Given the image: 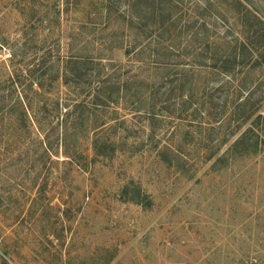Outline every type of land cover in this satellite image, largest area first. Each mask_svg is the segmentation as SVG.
Wrapping results in <instances>:
<instances>
[{"label":"rangeland","instance_id":"rangeland-1","mask_svg":"<svg viewBox=\"0 0 264 264\" xmlns=\"http://www.w3.org/2000/svg\"><path fill=\"white\" fill-rule=\"evenodd\" d=\"M254 1L264 17V0ZM65 3L0 0V88L20 48L30 53L56 43L59 57H69L70 34L84 17L66 14ZM219 7L226 24L233 23L231 9ZM123 50L111 54L125 78L132 63ZM250 78L252 86L239 93L254 92L251 102L259 103L247 119L229 108L217 123L211 104L181 116L172 103L171 115L153 119L116 104L73 115L77 99L61 81L51 95L29 98L41 131L31 124L25 133L17 114L3 116L0 264H264V69ZM57 100L58 120L49 117ZM215 105L219 112L221 101ZM97 113L125 122L117 127L126 130L99 137L118 147L107 157L92 150ZM65 119L66 142L59 144Z\"/></svg>","mask_w":264,"mask_h":264},{"label":"trees","instance_id":"trees-1","mask_svg":"<svg viewBox=\"0 0 264 264\" xmlns=\"http://www.w3.org/2000/svg\"><path fill=\"white\" fill-rule=\"evenodd\" d=\"M88 1L83 2L86 8L81 10L80 0H66V14L80 11L84 17L70 34L71 53L67 59L59 57L56 43L55 47L41 46L30 53L20 48L17 54H11L10 78L0 88V120L17 114L15 121L21 131L31 133V124L41 131L29 98L50 94L57 81L77 99H73V115H89L91 108L104 111L116 104L153 119L159 113L171 115V103L179 106L181 116L193 108L202 113L211 104L214 108L210 110L215 112L210 116L217 123L229 108L230 115L238 118L247 119L256 113L259 101L251 102L254 92L240 94L248 90V84L252 86L251 74L264 69V17L254 0ZM223 4L231 9L233 23L229 25L227 17L220 14L219 6ZM114 43L118 44L116 49H124L132 63L125 78L121 76L123 66L113 62ZM89 47L92 52L85 55ZM217 100L222 103L219 112ZM59 105L57 100V110L53 109L49 117H62ZM42 110L47 111L46 107ZM93 115V132L97 133L92 141L94 156L114 154L116 143L104 140L103 135L109 130L115 134L126 130L117 127L125 122L101 113ZM63 121L57 136L59 144L66 142V119ZM74 121L78 123L77 118ZM110 121L116 124L106 130ZM251 147H257L256 143Z\"/></svg>","mask_w":264,"mask_h":264}]
</instances>
